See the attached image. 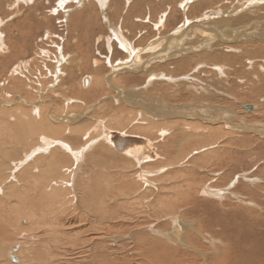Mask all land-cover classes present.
I'll list each match as a JSON object with an SVG mask.
<instances>
[{
  "label": "rangeland",
  "instance_id": "obj_1",
  "mask_svg": "<svg viewBox=\"0 0 264 264\" xmlns=\"http://www.w3.org/2000/svg\"><path fill=\"white\" fill-rule=\"evenodd\" d=\"M0 108V264H264V0H0Z\"/></svg>",
  "mask_w": 264,
  "mask_h": 264
},
{
  "label": "bare ground",
  "instance_id": "obj_2",
  "mask_svg": "<svg viewBox=\"0 0 264 264\" xmlns=\"http://www.w3.org/2000/svg\"><path fill=\"white\" fill-rule=\"evenodd\" d=\"M260 2V1H259ZM59 7H62V2H61V5L59 6ZM165 23V22H164ZM158 24V26L156 25V29H158V30H161L162 29V27H163V19L162 20H160L159 21V23H157ZM121 40V39H120ZM127 41V40H126ZM125 41V39H123V41H122V43H124L126 46V50L125 49H123V50H125L126 52H134V48L132 47L133 45H132V43L131 44H129L128 45V43ZM227 49V48H226ZM96 64V63H95ZM21 71V70H20ZM15 74V73H14ZM12 77H13V75H12ZM157 77H159V76H157ZM87 79V81H88V83H87V85L89 84V81H91V79L90 78H86ZM102 78L100 77V78H98L96 81H95V84H96V87H98L97 86V84L100 82V80H101ZM103 80V79H102ZM14 81V80H13ZM32 81V80H31ZM30 81V82H31ZM102 82V81H101ZM29 84V83H28ZM31 84V83H30ZM36 84V83H35ZM94 84V83H93ZM101 85H102V83H100ZM86 85V86H87ZM25 86V85H24ZM100 86V85H99ZM94 88L93 90L95 91V92H97V88ZM25 88H27V87H25ZM30 88V87H29ZM32 88V87H31ZM100 90V89H99ZM33 91H34V89H33ZM31 97V96H30ZM3 105H8L7 103H2V106ZM27 105V104H26ZM252 107V106H251ZM253 108V107H252ZM252 108H251V110H252ZM1 109V108H0ZM243 109H245V108H243ZM16 110H17V108H15V109H11V112H16ZM246 110V109H245ZM250 110V111H251ZM37 111V112H36ZM247 111V110H246ZM249 111V110H248ZM4 114H5V116L3 115V117L4 118H6V120H7V118H8V114L10 113V111L9 112H4V111H2ZM28 112H29V114L30 115H33L34 116V114H32V112H36V115H37V117L39 118V114H41V112L39 113V110L38 109H34L33 111H30V110H28ZM228 113V112H227ZM42 115H43V117L45 116V114H43L42 113ZM258 114H256V116H257ZM2 117V116H1ZM18 119H20V120H23V118L21 117V115L20 116H18L17 117ZM43 119V118H42ZM44 119H45V117H44ZM42 120L43 121V124H44V121L45 120ZM26 120H28V119H26ZM29 121V120H28ZM36 120L34 119V120H31V121H29V122H27V123H24L23 125H27V126H29V127H31V128H33L34 130H35V133H36V135H38L39 133H41V131H46L47 133H53V132H55V130L54 129H52L51 128V124H49L48 125V127L47 128H45V127H40V125L38 124V123H31V122H35ZM39 122H40V119H39ZM42 123V122H41ZM30 124L32 125V126H30ZM43 124H42V126H43ZM178 125V124H177ZM183 126V125H182ZM29 127H28V129H29ZM178 127V126H177ZM41 130V131H40ZM5 131H3V133H0L1 135H0V144H6V142L5 141H3V136L5 137V134L6 133H4ZM112 132V131H111ZM31 133V132H30ZM90 133V132H89ZM114 132H112V133H110V138L109 139H107V144L109 145V147L110 148H112V149H114L115 147H116V149L118 148L119 150H120V148L122 149L123 147H125L126 145H130V143H127V141H126V139H121V136L119 135V134H117L116 132H115V135L113 134ZM3 135V136H2ZM35 135V134H34ZM113 135V136H112ZM7 136H9V135H7ZM37 137V136H36ZM124 137V136H123ZM195 137H197V136H189L187 139H184V144L186 143L187 144V142H188V140L189 139H192V138H195ZM200 137H202V136H199V138ZM26 138V137H25ZM24 136H22V135H18V136H16L15 137V139L13 138V141H14V143L15 144H17V145H19V146H22V142L24 143ZM202 138H204V137H202ZM142 139V138H141ZM26 141V140H25ZM128 141H130V140H128ZM191 141V140H190ZM197 141V140H196ZM11 142H12V140H11ZM27 143V142H26ZM136 143H139L138 141H136ZM182 143V142H181ZM113 144H114V146H113ZM135 144V143H134ZM145 144H146V142H145ZM183 144V143H182ZM181 144V145H182ZM189 145V144H188ZM193 146V145H192ZM192 146H190V148L192 147ZM197 146V145H196ZM2 147V146H1ZM144 147H146L145 145H144ZM181 147V146H180ZM186 148H187V146H185ZM198 147V146H197ZM196 147V148H197ZM3 148V147H2ZM142 148V147H141ZM193 148H194V146H193ZM192 148V149H193ZM200 148V147H199ZM115 150V149H114ZM118 150V151H119ZM137 150V149H136ZM150 150V149H149ZM85 151L86 150H83L82 152H83V154L85 153ZM129 151V150H128ZM132 151V150H131ZM141 151V150H140ZM4 152L6 153V155H11V154H13V152H11L10 151V149L9 150H4ZM82 152H81V154L80 155H82ZM124 152V153H123ZM123 154L124 155H129V154H132L133 155V157H135L136 158V160L137 159H141V157L139 158L137 155V153L138 152H136V151H132V152H127L126 151V149L125 150H123ZM184 154H187V153H184ZM77 156L76 157V167L75 168H77L78 167V165H79V158L81 157V156ZM2 156V155H1ZM75 157V156H74ZM3 158V157H2ZM13 158V157H12ZM82 158V157H81ZM75 159V158H74ZM53 160V159H52ZM9 161V160H8ZM140 161V160H139ZM2 162V161H1ZM3 163V162H2ZM139 164V163H138ZM4 166V165H3ZM192 179H193V177H192ZM184 182L185 183H183L182 185H184V184H186L185 186H181V187H176V188H174V190L176 191V192H179L180 190H179V188H181L182 189V187H185V190L186 191H188V190H190L191 192H192V184H191V178H190V176H187L186 178H185V180H184ZM94 188V187H93ZM93 188H91V189H93ZM184 189V188H183ZM85 191V190H84ZM194 191V190H193ZM206 192V191H205ZM20 194V193H19ZM8 195V194H7ZM84 196V195H83ZM95 196L97 197L98 195H96L95 194ZM178 195H176V197H177ZM29 197V196H28ZM95 197V198H96ZM94 198V199H95ZM175 198V197H174ZM174 198H171V197H168V198H166V200H164V199H162V202H160L159 204H166V206L167 207H164L163 209H160V211H162V210H166V211H170V212H174L175 210H176V208H175V203H174ZM93 199V202H91V205H95L96 204V202L98 201V199H99V197L97 198V200H94ZM194 201H196V200H194ZM168 202H170V204L168 205ZM190 202H192V201H190ZM9 203V202H8ZM15 203V202H14ZM89 204V203H88ZM92 206V207H93ZM9 208V207H8ZM7 208V209H8ZM101 208V209H100ZM102 208H103V203H102V205L101 206H99V207H97V210L95 209V208H92V212H94V214L92 215V216H95L94 218H97V221H95V222H97V223H100L101 221H103L106 217H105V214L101 211L102 210ZM37 209V208H36ZM1 211V210H0ZM4 211H7V210H4ZM8 213H9V211H8ZM191 215H193V214H191ZM5 216H1V218H4ZM41 219V218H40ZM43 219V218H42ZM45 219V218H44ZM43 219V220H44ZM92 219V218H91ZM42 221V220H41ZM43 222V221H42ZM42 222L40 223L39 221L36 223V224H42ZM94 223V222H93ZM196 224V223H195ZM61 227V226H60ZM58 231H59V229H56L54 232H53V234H55V236L53 235V234H51V235H53V238L51 237V239H49V240H47V241H49L50 242V244H51V246H52V248L55 246V241L56 240H58V239H60V238H62V236H65L66 237V235H67V237H69V238H71V236L69 235V233H67V232H64V231H59V234H58V236H56V234L58 233ZM46 233V232H45ZM50 233H52L51 231H50ZM28 237H30V236H28ZM33 238V237H32ZM26 241V243H29L30 242V238H27V239H25ZM75 239H73V240H70V241H74ZM34 242V241H33ZM36 242V241H35ZM41 243V242H40ZM42 244V243H41ZM41 244H39V243H37L36 242V244H33L32 243V241H31V246H30V248H31V250H32V253H30V251H27L28 252V255L30 256L31 255V258H29V259H27L28 260V263L27 264H47V261H49L50 259L52 260V259H54V257H58V256H66L67 255V252L65 253V249L64 250H62V253L61 254H52L51 255V253H50V251H49V248H48V245H46L47 244V242H46V244L44 243L43 244V248H40L38 245H40L41 246ZM146 244H148L149 246H151V247H154V248H156V244L152 241V240H150L149 242H147ZM20 245H21V243H20ZM19 245V246H20ZM18 247V246H17ZM166 247V246H165ZM143 249L146 251V247L144 248L143 247ZM149 249V248H148ZM156 250V249H155ZM12 251V250H11ZM100 254H98L100 257H103V260H107V262L108 263H103V264H118V260H119V258L118 257H116L115 255H111V254H107V253H105V252H103L102 253V251L101 252H99ZM160 253V252H159ZM68 254L69 255H71V252H70V250H68ZM162 255H161V257L160 256H158V257H160L158 260H154V263L153 262H151V264H164V262L162 261V260H165V261H167L168 260V264H179L178 262H177V260L175 259V256H178L176 253L175 254H173L171 251L170 252H167L166 250L165 251H162V253H161ZM8 255L9 256H11L12 257V260L13 259H15L16 260V258H15V256H13L12 254H9L8 253ZM17 255H19V254H17ZM156 255V254H155ZM73 256V255H72ZM21 258V257H20ZM19 259V258H18ZM17 259V260H18ZM69 259L70 258H68V261H69ZM162 259V260H161ZM31 260H33V263L31 262V263H29ZM34 260H39V262L38 261H34ZM71 260V259H70ZM226 259H224V261H225ZM83 261L84 262H86L85 260H84V258H83ZM232 261V260H231ZM18 262H20V264H21V259L18 261ZM70 262V261H69ZM228 262V261H227ZM49 263V262H48ZM63 262L62 261H58V263L57 264H62ZM74 263V262H73ZM82 263V262H81ZM226 263V262H225ZM50 264V263H49Z\"/></svg>",
  "mask_w": 264,
  "mask_h": 264
},
{
  "label": "water",
  "instance_id": "obj_3",
  "mask_svg": "<svg viewBox=\"0 0 264 264\" xmlns=\"http://www.w3.org/2000/svg\"><path fill=\"white\" fill-rule=\"evenodd\" d=\"M83 82H84V87H85L87 85L88 81H87V79H84ZM242 108H245L247 111L248 110L250 111L252 107L250 105H242ZM124 139H127L128 140V138H124Z\"/></svg>",
  "mask_w": 264,
  "mask_h": 264
}]
</instances>
